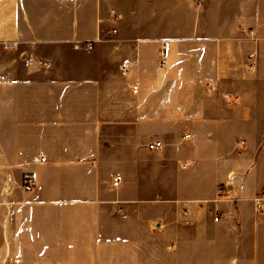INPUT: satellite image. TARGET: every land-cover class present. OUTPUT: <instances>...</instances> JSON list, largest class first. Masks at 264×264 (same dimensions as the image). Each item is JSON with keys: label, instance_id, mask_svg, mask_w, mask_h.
<instances>
[{"label": "crops", "instance_id": "0c3cea01", "mask_svg": "<svg viewBox=\"0 0 264 264\" xmlns=\"http://www.w3.org/2000/svg\"><path fill=\"white\" fill-rule=\"evenodd\" d=\"M211 2L0 0V46L32 52L30 76L0 77V264H264V92L236 72L247 47L263 62L264 0H218L223 27H200ZM99 36L91 54L74 48ZM188 95L224 107L167 105ZM239 145L255 156L233 158ZM153 156L161 180L191 181L170 245L142 204Z\"/></svg>", "mask_w": 264, "mask_h": 264}, {"label": "rangeland", "instance_id": "374dc122", "mask_svg": "<svg viewBox=\"0 0 264 264\" xmlns=\"http://www.w3.org/2000/svg\"><path fill=\"white\" fill-rule=\"evenodd\" d=\"M211 4V13H210V22H205L204 25L201 23L200 27H206V28H217V27H223L222 21H218L217 19L223 17V13L217 12V9L219 10V4L218 0H212ZM106 29H111V25H114L113 23H107ZM115 26V25H114ZM118 27V26H117ZM135 27V26H134ZM136 27H143V22H136ZM120 28V25L118 29ZM249 38V37H247ZM104 41V39H103ZM5 45L0 46V77H9V76H17V77H25L30 76L32 74V69H30V61L32 60V52L31 49L27 46H18V45H12V47L5 48ZM255 47L252 48L251 46L247 47V66L251 63V59L249 57L250 54L255 51ZM95 50V49H94ZM94 52V51H93ZM92 52V53H93ZM261 55L263 62L261 65L255 66L254 71H251L246 65H242L239 68L236 69V72H238L248 85H242L246 91L248 90L249 93L258 91L264 92V44L263 49H261ZM91 54V53H88ZM260 54V53H259ZM153 55V54H152ZM87 56V55H86ZM255 61V58L253 59ZM164 63V61H162ZM254 80V82H253ZM257 80V81H256ZM225 86L221 87V91H224ZM200 90H197L194 92V95L198 94V99H200L201 93ZM190 95L187 96L184 101L180 102H167V105L171 108L180 107L184 109H192V108H200L201 106H206L213 109H222L224 107V102L222 100H197V96L195 97L196 100L190 99ZM192 96V95H191ZM159 103V102H157ZM155 107V105H153ZM183 121H189L191 120L190 117H183L181 118ZM186 129V128H185ZM187 131V130H185ZM238 152H241L239 154ZM255 156V149H247V148H241L240 145L238 148L233 149L232 151V157H237L239 161H242L243 159H252ZM162 157L153 156L151 158L152 162V179L150 182H140V187L143 188L145 186L146 188V198L145 203L146 206L149 207V215H150V226L152 232H159L161 225H164L163 230L167 233V239L170 244H174L176 239L179 235L182 234V228L185 227L181 223L180 218L177 215L176 206L178 204V197L175 196L178 188H183L184 190H190L191 181L189 179H183L182 181H175V180H161L159 177L160 172V166L158 167L159 163L162 162ZM170 172H173L171 170H168ZM156 172L158 174H156ZM150 184V194L147 192V186ZM143 190V189H142ZM141 197V196H140ZM144 196L137 199H143ZM142 221V220H141ZM149 221V220H148ZM188 228V227H187ZM141 236H143V233L141 231ZM187 240H191V233L190 231H187L186 233ZM217 237H219L217 235ZM221 238H217V241L219 244L217 245V248L219 246L221 247V252L226 253L231 251L232 246L229 244V246L224 247V245H220V243H223V240H220ZM227 243V241L225 240ZM224 242V243H225ZM190 251V249H189ZM174 253L175 250H169V253ZM190 262H180L175 260L173 257L168 258V264H186ZM152 264H160V261L153 260ZM201 264H207V262H201ZM221 264H224V262H221Z\"/></svg>", "mask_w": 264, "mask_h": 264}, {"label": "built area", "instance_id": "2783aa9c", "mask_svg": "<svg viewBox=\"0 0 264 264\" xmlns=\"http://www.w3.org/2000/svg\"><path fill=\"white\" fill-rule=\"evenodd\" d=\"M199 2L201 3V0H199ZM110 22L113 23L114 25H116L118 23V16L116 15L115 11H113V14H112V17L110 19ZM113 34H116L117 33V30L116 29H113ZM251 34L253 35V33L251 32ZM102 40V38H100V36L95 40V41H85V42H77L75 43L74 45V48L78 51H85L87 53H92L95 49V44L97 42H100ZM12 45L14 46V44H8V45H5L4 47L5 48H8V47H12ZM165 53H163L162 55L164 56ZM249 59H251V63L249 64L248 68L251 70V71H254L255 69V65H256V62L253 60L254 59V55H251L249 57ZM134 92L136 93L137 90L134 89ZM186 138H189L190 136H185ZM165 147L164 143L162 141H154V142H151L148 144V149L151 150V151H161L163 150ZM186 166H184L185 168ZM122 181V177L121 176H117L116 177V180L114 181L113 185L115 187H117L120 182ZM36 185V177L33 173H27L25 174L24 176V181H23V189L25 192H31L34 188V186ZM220 193H225V189L224 188H220L219 190ZM254 208H255V211L257 213H261V212H264V191L262 192V194L255 198L254 199ZM213 221L218 223L220 221V216L216 215L214 216L213 218Z\"/></svg>", "mask_w": 264, "mask_h": 264}]
</instances>
